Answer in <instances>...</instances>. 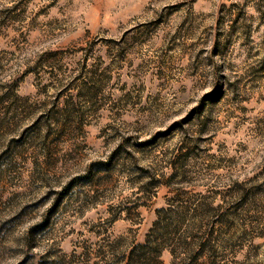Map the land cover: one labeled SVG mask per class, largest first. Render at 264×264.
Returning <instances> with one entry per match:
<instances>
[{
	"label": "rangeland",
	"instance_id": "obj_1",
	"mask_svg": "<svg viewBox=\"0 0 264 264\" xmlns=\"http://www.w3.org/2000/svg\"><path fill=\"white\" fill-rule=\"evenodd\" d=\"M0 264H264V0H0Z\"/></svg>",
	"mask_w": 264,
	"mask_h": 264
},
{
	"label": "trees",
	"instance_id": "obj_2",
	"mask_svg": "<svg viewBox=\"0 0 264 264\" xmlns=\"http://www.w3.org/2000/svg\"><path fill=\"white\" fill-rule=\"evenodd\" d=\"M139 247H140V248H144V247H141V246H139ZM155 252L158 253L157 251H154L153 254H154ZM159 253H160V252H159ZM151 254H152V253H151ZM154 256H155V254H154Z\"/></svg>",
	"mask_w": 264,
	"mask_h": 264
}]
</instances>
